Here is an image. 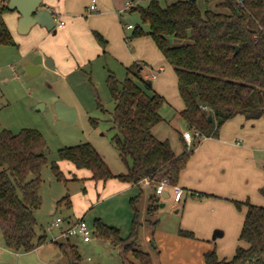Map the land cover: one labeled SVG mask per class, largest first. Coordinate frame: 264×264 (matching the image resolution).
Wrapping results in <instances>:
<instances>
[{
    "label": "trees",
    "instance_id": "1",
    "mask_svg": "<svg viewBox=\"0 0 264 264\" xmlns=\"http://www.w3.org/2000/svg\"><path fill=\"white\" fill-rule=\"evenodd\" d=\"M198 1L176 0L162 6L159 0H151L147 6L131 8L139 11L149 30L137 26L130 38L144 34L153 37L176 71L185 103L181 116L188 128L203 138L217 136L222 124L237 115L246 119L264 115V0H203L204 8ZM10 11L14 10L5 0L0 5V44L17 46L4 18ZM95 36L105 45L102 35L95 32ZM107 84L115 104L112 122L118 131L116 146L125 163L132 160L128 170L115 174L89 142L60 148L59 157L77 168L89 169L95 180L118 178L138 184L146 178H168L171 185L178 184L194 148L184 143L183 152L177 154L169 140L155 136L153 128L163 120L165 97L144 78L138 62L127 67L123 81L110 72ZM210 114L214 117L211 121ZM46 150V140L38 129L23 128L13 133L0 125V230L5 246L16 252H30L47 241L46 235L38 237L35 229V211L43 201L40 190L42 170L48 163ZM51 167L57 179H66L57 162ZM261 192L264 194V187ZM139 196L131 199L134 219L127 238H122L119 228L100 218L96 221L99 238L118 246L124 264H133L128 259L130 251L138 264H153L149 253L137 244ZM234 203L238 208L247 207L240 240L248 246L239 245L231 259L219 258L216 249L207 251L205 263L264 264V206L250 200ZM154 208L156 205L151 204L148 211ZM61 246L65 247L64 243ZM68 248L66 253L73 264H78L80 253L75 246Z\"/></svg>",
    "mask_w": 264,
    "mask_h": 264
},
{
    "label": "rangeland",
    "instance_id": "2",
    "mask_svg": "<svg viewBox=\"0 0 264 264\" xmlns=\"http://www.w3.org/2000/svg\"><path fill=\"white\" fill-rule=\"evenodd\" d=\"M150 1L143 0L140 5L147 6ZM173 1L175 0H159L162 6ZM198 3L201 8L205 7L203 0H199ZM127 10L121 14V21L126 27L141 26L144 31L149 30V25L143 22L139 11H130V8ZM126 30L131 35L134 32V29ZM144 35L151 37L155 51L159 52L160 49L153 37L149 34ZM131 39H127V42L131 51H134ZM41 42L45 49L55 47L49 40L43 39ZM36 52L23 59L16 47L0 44V125L13 133H18L23 128H35L46 140L48 163L42 170L40 192L43 201L41 207L35 211L37 220L35 229L38 237L45 234L48 241L38 252H23L17 255L15 251L10 252L7 249L0 230V246L5 249L0 255V264L50 262L73 264L71 256L66 253L69 250H65L68 247L70 249L73 244L81 255L78 264H124L118 246L110 240L99 238L97 219L100 218L105 223L119 228L122 238H127L134 219L131 199L140 195L136 206L141 212L139 215L144 225L143 236H148L150 228L154 227L152 221L156 215H150L146 211L151 204L156 205L159 213L157 216L160 221L157 222L156 228H172L178 217L171 209L174 188L166 186L172 197H161L162 195L156 194L155 191L160 183L157 180H150L149 185L145 184L142 187L116 178H111L107 182L95 180L91 177L89 169L77 168L73 162L61 159L58 151L60 148L89 142L101 153L114 173L119 174L128 170L132 160L129 158L125 163L116 146L115 138L118 131L112 122L115 104L107 84L108 68L123 81L127 75L126 65L111 58L107 62L95 59L83 69L70 73L59 67H45L39 74L31 75L27 70V60L34 59ZM141 64L145 70L153 68L151 63ZM171 67L173 68L172 65ZM166 98L161 109L165 119L153 130L158 137L169 138L175 150L182 152L183 145L178 131L189 128L171 97L166 95ZM57 101H63L76 108L78 119L74 124L58 117L55 111ZM189 130L193 134V143L189 148H195L202 138L196 135L193 129ZM53 162L59 164L66 179H57L51 167ZM150 194H155L153 199L150 198ZM66 197L71 201L69 206ZM61 199L64 200L59 202ZM161 202L166 205L161 206ZM170 215H174L173 218ZM57 217L64 219L63 227H67L70 217L84 218L92 230V241L84 242L79 236H61V230L52 226ZM62 242L65 247L60 245ZM97 246L101 248L100 251L96 250ZM151 246H155L154 241L151 242ZM128 259L133 264L139 263L131 251L128 253Z\"/></svg>",
    "mask_w": 264,
    "mask_h": 264
},
{
    "label": "crops",
    "instance_id": "3",
    "mask_svg": "<svg viewBox=\"0 0 264 264\" xmlns=\"http://www.w3.org/2000/svg\"><path fill=\"white\" fill-rule=\"evenodd\" d=\"M127 1L95 0L96 8L90 10L94 0H44L43 7L65 21L63 27H55L51 31L35 25L27 34H21L17 29V11L6 12L4 18L17 43L13 47L21 52L20 57L26 59L32 52L37 51L34 59L27 60V65H37L35 61L40 60L39 68L32 67L33 74L28 71L31 75H37L48 67L44 63L48 57L51 59L48 61L51 67H59L66 73L81 70L95 59H103L105 62L109 58L116 59L126 65V68L135 62L151 63V70H145L141 64L144 78L150 79L154 90L165 99L166 95L170 96L181 114L185 103L179 93L174 67H171L160 51H155L150 36L131 39L126 28L135 30V27H126L121 21V14L128 11ZM3 2L5 0H0V5ZM95 32L102 35L105 45L98 41ZM43 39L49 40L55 47L45 49L42 47ZM127 39L132 40L134 51H131ZM110 72L113 71L108 68V75ZM185 131L190 130L178 131L182 150L184 143L187 144L183 136ZM154 134L158 137L155 132ZM158 138L170 142L169 138ZM170 144L177 154L181 153L175 150L171 142ZM263 164L264 115L259 119H246L237 115L226 120L217 136L203 137L200 140L186 167L181 171L178 182L184 188L181 201L175 202L167 188L161 194V197L173 198L171 209L178 216L176 223L172 228H156L160 221L158 210L154 208V212H149V208L146 209L157 218L152 221L154 227L150 228L148 236H143L144 225L140 220L137 238L139 248L149 253L153 264H206L204 255L213 249H216L219 258L231 259L239 245L248 246L247 242L240 240L247 207L238 208L234 201L250 200L264 206V194L260 190L264 187ZM145 184L149 185L144 179L132 185L142 187ZM152 195L155 194H150V198ZM165 205L166 203L161 202V206ZM78 218L70 217L69 221ZM187 232L191 234H185ZM152 241L155 246H151ZM43 247L42 244L30 252H38ZM96 250L100 251L101 248L97 246ZM18 253L23 252L15 251V254Z\"/></svg>",
    "mask_w": 264,
    "mask_h": 264
},
{
    "label": "water",
    "instance_id": "4",
    "mask_svg": "<svg viewBox=\"0 0 264 264\" xmlns=\"http://www.w3.org/2000/svg\"><path fill=\"white\" fill-rule=\"evenodd\" d=\"M44 0H8V7L11 10L17 11L19 13L18 18V32L21 34H27L30 29L35 25H40L46 27L47 30H55V16L47 8L43 7ZM239 49V47H236ZM51 59L48 57L44 60L46 66L51 67L48 61ZM37 65H27L28 71L33 74L31 70L39 68L40 60H36ZM55 111L60 119L67 121L70 124H74L77 121V110L76 108L67 105L63 101H57L55 104ZM209 120H213L212 114L209 115ZM221 122L222 119L220 118ZM169 196V195H168Z\"/></svg>",
    "mask_w": 264,
    "mask_h": 264
},
{
    "label": "built area",
    "instance_id": "5",
    "mask_svg": "<svg viewBox=\"0 0 264 264\" xmlns=\"http://www.w3.org/2000/svg\"><path fill=\"white\" fill-rule=\"evenodd\" d=\"M140 2L141 0H128L126 3L127 9L128 8L131 9L139 5ZM95 8H96V4L94 0V2L90 5L89 9L94 10ZM55 21H56L55 27L57 28L63 27L65 24V21L61 19L60 17H55ZM129 27H133V26L129 25ZM196 135L200 137V132L197 131ZM183 136L186 139L188 146H190L193 143V134L191 133V131H185L183 133ZM145 180L147 184H149L151 179L146 178ZM166 186H172L174 188L175 202L181 201L184 195V188L180 186L179 184L171 185L168 178L162 179L160 183L156 186V189H155L156 194L161 195L165 191ZM63 222H64L63 218L57 217L53 221V224H52V226L57 227L61 230V233H62L61 236L63 237L79 236L83 239L84 242L88 243L92 241V230L84 218H78L72 222L68 220L67 227L62 226ZM2 252H3V248L0 246V254ZM49 264H58V263L50 262Z\"/></svg>",
    "mask_w": 264,
    "mask_h": 264
}]
</instances>
